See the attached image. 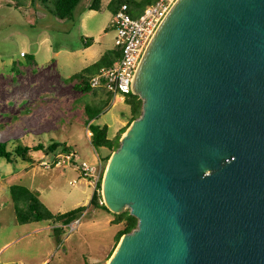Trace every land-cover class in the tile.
<instances>
[{
    "label": "water",
    "instance_id": "obj_1",
    "mask_svg": "<svg viewBox=\"0 0 264 264\" xmlns=\"http://www.w3.org/2000/svg\"><path fill=\"white\" fill-rule=\"evenodd\" d=\"M134 94L102 196L139 224L108 264H264V0H178Z\"/></svg>",
    "mask_w": 264,
    "mask_h": 264
},
{
    "label": "rangeland",
    "instance_id": "obj_2",
    "mask_svg": "<svg viewBox=\"0 0 264 264\" xmlns=\"http://www.w3.org/2000/svg\"><path fill=\"white\" fill-rule=\"evenodd\" d=\"M92 1L82 0L73 19L60 20L41 0H0V141L8 142L10 150L20 143L47 148L65 142L77 153L76 161L60 166L55 165L56 156L67 154L62 147L50 153L31 151L36 163L0 159V264H107L119 244L116 234L123 223L89 205L107 169L104 159L112 152L93 147L85 108L102 109L91 122L108 125L114 138L129 129L130 107L104 89L84 93L72 79L93 64L91 52L116 50L107 0L94 14L89 10ZM86 39L92 40L88 48ZM83 161L96 167L94 176L86 177L75 165ZM13 184L38 192L52 213L89 208L75 231L64 228L58 236L53 223L18 222L10 194Z\"/></svg>",
    "mask_w": 264,
    "mask_h": 264
},
{
    "label": "trees",
    "instance_id": "obj_3",
    "mask_svg": "<svg viewBox=\"0 0 264 264\" xmlns=\"http://www.w3.org/2000/svg\"><path fill=\"white\" fill-rule=\"evenodd\" d=\"M16 1L19 2L20 0ZM41 1L47 11L60 20L73 19L75 16L76 8L82 2V0H54V6H51V0ZM156 1L157 0H111L107 6V9L110 10L113 15H115L122 5L127 4L131 14L134 17H138L143 13L148 5H151ZM101 4L102 0H93L89 9L99 11L101 9ZM84 45L86 48L90 47L92 45V40H84ZM120 55L121 52L119 49L113 50L112 52H105L98 61L85 68L80 74L72 76V79L76 81L75 87L80 88L84 93L92 92L93 88L91 87L89 81L95 74L93 71H98L103 66L113 64L120 57ZM125 102L130 107L131 111V118L128 124L130 127V125L143 113V100L139 95L130 93L126 96ZM85 112L89 116L88 124L89 131L91 132L90 141L95 149H107L112 152L104 159L105 162H109L112 154L117 151L121 145V133L116 135L114 138H110V128L108 125H100L91 122L102 113V109L96 110L94 107L87 105L85 108ZM126 130H123L122 133L126 132ZM8 145V142L0 141V159H5L9 163H14L17 157L21 158L25 162L36 163V160L30 155L31 151L45 150L47 153H50L55 152L60 147H62V151L65 153L73 152L72 146L65 142H53L47 148L42 143L38 144L35 147H30L23 143H20L13 150H10ZM102 183L103 176L97 182L94 194L89 205L111 213L116 217L115 221L117 223H123V228L116 234V241L119 243L121 238L125 234L131 233L138 227L139 220L131 214L130 209H127L120 214L113 213L111 210H109V208L103 201V196L101 193ZM10 194L11 199L14 203L17 220L21 224H28L33 222H51L54 224L61 223L62 226L68 225L78 218L82 217L89 208V206H78L65 213L55 214L52 213L43 204V202L39 198L38 192L33 191L25 185H11ZM62 226L54 228L55 234H57L58 236H60V233L64 230Z\"/></svg>",
    "mask_w": 264,
    "mask_h": 264
},
{
    "label": "built area",
    "instance_id": "obj_4",
    "mask_svg": "<svg viewBox=\"0 0 264 264\" xmlns=\"http://www.w3.org/2000/svg\"><path fill=\"white\" fill-rule=\"evenodd\" d=\"M178 0H157L148 5L143 13L134 17L127 4L120 7L113 18V28L116 31L115 46L121 52L120 57L111 65L101 67L89 83L93 90L104 89L113 98L123 99L134 93V82L138 67L144 53L154 37L156 31ZM25 56V53H22ZM55 165L72 164L76 161L77 153L57 155ZM87 176H94L96 167L87 161L77 165ZM71 184H74L73 182ZM81 218L63 225L69 232H73L81 224ZM61 227V226H60Z\"/></svg>",
    "mask_w": 264,
    "mask_h": 264
},
{
    "label": "crops",
    "instance_id": "obj_5",
    "mask_svg": "<svg viewBox=\"0 0 264 264\" xmlns=\"http://www.w3.org/2000/svg\"><path fill=\"white\" fill-rule=\"evenodd\" d=\"M111 0H107L106 1V4H107V6H108V4H109V2H110ZM92 4V3H91ZM102 6H103V0H102V4H101V8H102ZM90 8V7H89ZM90 10V9H89ZM90 12L91 13H96L97 11L96 10H90ZM114 16V15H113ZM113 22V21H112ZM105 53V52H104ZM104 53H101L100 55H98V52H91L90 54H89V62H91V64H92V62L93 63H95L98 59H100V57L104 54ZM98 55V56H97ZM98 57V58H97ZM117 99H120V100H122L123 102H125V99H123L122 97H118ZM65 213V212H64ZM55 214H57V213H55ZM48 223H51V222H48ZM54 224V223H53ZM60 226H62V224L61 223H57V224H54V225H52V226H50V227H53V228H55V227H60Z\"/></svg>",
    "mask_w": 264,
    "mask_h": 264
},
{
    "label": "bare ground",
    "instance_id": "obj_6",
    "mask_svg": "<svg viewBox=\"0 0 264 264\" xmlns=\"http://www.w3.org/2000/svg\"><path fill=\"white\" fill-rule=\"evenodd\" d=\"M123 238H125V237H123ZM109 262V261H108ZM108 264V263H107Z\"/></svg>",
    "mask_w": 264,
    "mask_h": 264
}]
</instances>
